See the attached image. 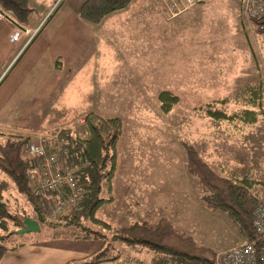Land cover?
<instances>
[{
	"label": "crops",
	"instance_id": "crops-1",
	"mask_svg": "<svg viewBox=\"0 0 264 264\" xmlns=\"http://www.w3.org/2000/svg\"><path fill=\"white\" fill-rule=\"evenodd\" d=\"M84 1L28 0L32 13L26 24L10 13L0 21V142L8 136L42 142L54 129L81 127L89 112L114 117L119 114H110L112 109L142 101L152 82L158 91H173L175 87L159 86L162 76L175 74L170 81L179 85L186 65L193 70L205 59L211 69L214 61L222 65L227 45L235 51L237 45L251 44L247 34L253 33L254 24L243 0H237L233 10L225 3L224 9L216 7L215 0L192 6L181 0L176 14L168 0H133L97 26L79 18ZM35 4L39 8L34 9ZM25 28H38L28 43ZM16 29L22 32L14 41ZM221 69L211 70L209 86L224 89L237 83L238 76L221 74ZM193 71L190 77L196 76ZM77 235H34L6 251L0 264H75L103 245L102 239Z\"/></svg>",
	"mask_w": 264,
	"mask_h": 264
},
{
	"label": "rangeland",
	"instance_id": "rangeland-1",
	"mask_svg": "<svg viewBox=\"0 0 264 264\" xmlns=\"http://www.w3.org/2000/svg\"><path fill=\"white\" fill-rule=\"evenodd\" d=\"M178 1L181 0H168L166 4L169 8L175 4L178 9ZM206 1H196L192 5ZM223 3L233 10L237 0L214 1V5L220 9L225 8L222 7ZM37 8L39 5L35 4L34 9ZM253 24V33L247 34L251 44L244 48L237 45L238 49L234 48L236 52L232 51L231 45H227L223 52L227 55L222 65L214 61L210 69L211 61L205 59L199 60L200 65L193 67L194 71L186 65L182 69L183 78L179 85V82L170 81L175 74L162 76L163 83L159 86L175 87L173 91L164 90L179 97V101L168 113L160 110L157 96L163 90L158 91L153 82L148 93L140 96L142 101L138 100L135 105L127 108L112 109L110 114H119L114 117L123 121V129L116 145L114 176L110 183L106 180L101 182L100 197L111 201L105 202L95 214L97 218L106 221L110 229L87 220H81V223L105 233L108 240L114 234L125 233L133 237L136 231L140 233V228L128 233L124 231L133 224L159 226L161 243L190 254L202 251L217 253L245 240L236 224L224 212L211 211L205 207L201 185L186 168L182 143L196 149L201 159L220 175L241 177L244 174L264 183V115L259 116L255 124L243 126L237 121L229 123L203 116L198 109L215 99L228 97L231 101L227 111L232 112L240 107L234 100L242 96L245 85L260 83L264 90V33ZM241 42H244L242 34ZM213 68L216 72L222 68L221 74L227 72L228 75L238 76L239 80L222 89L223 86L214 85L211 78L213 84L209 86L208 77ZM192 71L196 76L190 77ZM257 76L260 80L254 82ZM246 80L248 82L242 85ZM262 102L264 107V93ZM76 129H80V126H76ZM240 160L243 162L236 164ZM230 163L240 167L242 172L232 171ZM0 181H8L10 184L5 198L11 213L21 220L25 217L37 220L27 198L16 191L14 184L1 170ZM251 191L258 195L257 202L264 203V184L253 187ZM39 225L41 231L11 234L3 244L10 246L34 235L80 233L75 226ZM14 230L16 228L10 222L9 231ZM112 246L114 250L110 251L109 256L117 253L119 264H151L152 253L140 245L132 247L113 241Z\"/></svg>",
	"mask_w": 264,
	"mask_h": 264
},
{
	"label": "trees",
	"instance_id": "trees-1",
	"mask_svg": "<svg viewBox=\"0 0 264 264\" xmlns=\"http://www.w3.org/2000/svg\"><path fill=\"white\" fill-rule=\"evenodd\" d=\"M132 1L85 0L79 7L78 16L84 22L97 26L104 17L126 8ZM0 8L10 13L17 22L23 24L28 22L32 13L28 0H0ZM252 21L264 33V19ZM57 66L59 67L56 61ZM242 93L241 99L234 100V103L240 107L232 112L227 111V106L231 101L228 97L215 99L198 109L201 111V115L217 121L229 123L237 121L243 126L253 125L259 116L264 115L263 85L260 83L245 85ZM157 98L163 113H168L172 106L179 101L176 94L167 90L160 91ZM122 129L123 121L120 118L103 117L97 113L89 112L84 116L80 129L72 127L54 129L50 132V136L42 140L46 155H67L69 163L79 160L89 162V165L82 169L78 175V185L83 191L80 208L65 211L55 218H49L46 215L44 208L46 198L36 194L30 188L32 169L38 158L24 153V147L28 144L29 137L8 136L0 142V170L9 177L16 191L27 198L39 224L51 227L75 226L80 232L77 238L103 240L100 249L87 257L73 261L75 264H119L117 253L109 256L110 251L114 250L113 241H120L132 247L142 246L152 253L151 264H166L169 258L192 264H212L214 252L202 251L198 254H190L161 243V235L158 236L159 226L144 227L133 224L125 228L124 231L128 233L133 229L140 228V233L136 231V235L133 237H129L125 233L114 234L108 240L105 233L81 223V220H87L105 229H110V225L97 218L95 214L105 202L111 201V199L100 197L99 194L102 180L110 183L114 176L117 164L116 145L122 134ZM182 145L186 154V168L201 185L205 207L211 211L224 212L236 224L242 238L253 242L258 247L262 238L252 225V213L259 197L251 190L264 183L248 175L241 177L220 175L201 159L198 151L191 145L185 142ZM9 188L8 181H0V259L6 251L21 245V243L10 246L3 244L7 237L23 227V219L12 214L6 202L5 193ZM10 222L14 224L16 230L9 231Z\"/></svg>",
	"mask_w": 264,
	"mask_h": 264
},
{
	"label": "built area",
	"instance_id": "built-area-1",
	"mask_svg": "<svg viewBox=\"0 0 264 264\" xmlns=\"http://www.w3.org/2000/svg\"><path fill=\"white\" fill-rule=\"evenodd\" d=\"M192 5L200 0H185ZM172 14L178 12L177 6L171 7ZM243 10L251 20L264 19V0H243ZM9 18V13L0 9V21ZM38 31L23 29L31 37ZM21 29H16L11 40H17ZM24 153L37 157L38 161L32 169L30 188L33 192L46 198L44 205L46 215L55 218L60 213L80 208L83 191L78 185V175L89 165L88 161L67 162V155H46L42 142H31L24 147ZM252 225L262 238L257 247L253 242L244 240L234 246L215 253L212 264H264V203L257 202L252 213ZM166 264H192L169 258Z\"/></svg>",
	"mask_w": 264,
	"mask_h": 264
},
{
	"label": "water",
	"instance_id": "water-1",
	"mask_svg": "<svg viewBox=\"0 0 264 264\" xmlns=\"http://www.w3.org/2000/svg\"><path fill=\"white\" fill-rule=\"evenodd\" d=\"M38 231H40V225L38 221L29 217H25L23 219V227L16 230L15 232L17 234H25Z\"/></svg>",
	"mask_w": 264,
	"mask_h": 264
}]
</instances>
